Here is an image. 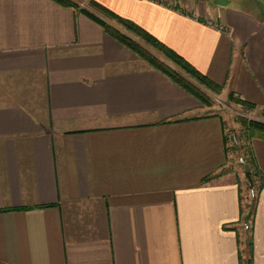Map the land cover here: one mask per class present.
<instances>
[{
  "label": "crops",
  "instance_id": "1",
  "mask_svg": "<svg viewBox=\"0 0 264 264\" xmlns=\"http://www.w3.org/2000/svg\"><path fill=\"white\" fill-rule=\"evenodd\" d=\"M95 1L264 105V0ZM234 124L74 7L0 0V264H264V131L236 164Z\"/></svg>",
  "mask_w": 264,
  "mask_h": 264
},
{
  "label": "trees",
  "instance_id": "2",
  "mask_svg": "<svg viewBox=\"0 0 264 264\" xmlns=\"http://www.w3.org/2000/svg\"><path fill=\"white\" fill-rule=\"evenodd\" d=\"M55 1L64 6L74 7L75 9L90 16L92 19L100 23L105 28V30L115 39L127 46L129 49L151 63L156 68L168 74L173 80L182 85L187 91L198 97L204 104H211L208 95L191 80L170 67L164 60L160 58V56L157 55L155 51H153V49L171 59L172 62L180 67L188 76L195 79L200 84L216 92L221 90V87L213 82L207 75L202 74L175 50L164 44L143 27L139 26L129 19L121 17L120 15L116 14L97 1L87 0L86 3H83V1H80L78 3L74 0ZM246 106L252 107L250 105ZM244 123L247 127L248 133L252 132V130L254 129H260L264 131L263 123L247 119L244 120ZM260 187L261 186L256 187V185L254 184L255 190L258 191ZM255 209L256 200L254 202V205L251 207V212L248 214L246 213V216L248 215V218L254 216ZM242 212H245L244 207Z\"/></svg>",
  "mask_w": 264,
  "mask_h": 264
},
{
  "label": "rangeland",
  "instance_id": "3",
  "mask_svg": "<svg viewBox=\"0 0 264 264\" xmlns=\"http://www.w3.org/2000/svg\"><path fill=\"white\" fill-rule=\"evenodd\" d=\"M75 2H82L83 3L87 0H74ZM164 2H168L171 6L176 5L177 3L174 2V0H163ZM157 53L158 56L162 60H164L170 67L175 69L177 72L181 73L183 76L191 80L193 83H195L202 91H204L208 97L210 98L211 104L213 106V109L215 111L223 112L228 119L234 121V128H232V135L231 139H229V144L233 147V157L235 159L236 164H242L240 162V158L246 159L245 152H246V143L249 139L248 133L246 129L243 126V121L245 119H250L248 116H246L238 107L237 104H232L228 101H225L222 96H220L221 90L216 92L213 91L204 85L197 82L195 79L188 76L180 67H178L175 63L172 62L171 59L167 58L165 55H162L160 52H157V50L153 49ZM253 117V116H251ZM264 124V122H263ZM230 138V137H229ZM245 161V160H244ZM246 179V177H243ZM257 193L255 190H252L250 187L247 186V192L244 195V210L245 212L250 213L251 207L254 205V202L256 200ZM250 216V214H249Z\"/></svg>",
  "mask_w": 264,
  "mask_h": 264
},
{
  "label": "built area",
  "instance_id": "4",
  "mask_svg": "<svg viewBox=\"0 0 264 264\" xmlns=\"http://www.w3.org/2000/svg\"><path fill=\"white\" fill-rule=\"evenodd\" d=\"M160 1V0H159ZM210 25L212 27H215L221 31H226V27L223 25H220L219 23L215 22V21H211ZM240 110L246 115L248 116L250 119L249 120H255V121H261L264 122V105L261 106L258 109H253V107H242L240 108ZM253 116V117H251Z\"/></svg>",
  "mask_w": 264,
  "mask_h": 264
},
{
  "label": "water",
  "instance_id": "5",
  "mask_svg": "<svg viewBox=\"0 0 264 264\" xmlns=\"http://www.w3.org/2000/svg\"><path fill=\"white\" fill-rule=\"evenodd\" d=\"M246 176H247L251 186L253 187V180H252L251 172L247 171Z\"/></svg>",
  "mask_w": 264,
  "mask_h": 264
}]
</instances>
